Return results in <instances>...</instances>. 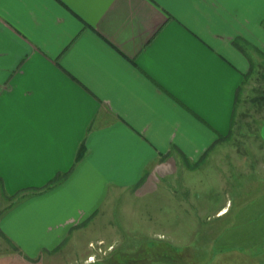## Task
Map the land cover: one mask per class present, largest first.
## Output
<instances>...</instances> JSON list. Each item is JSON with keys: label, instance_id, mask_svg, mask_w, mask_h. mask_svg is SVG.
I'll return each mask as SVG.
<instances>
[{"label": "crops", "instance_id": "crops-1", "mask_svg": "<svg viewBox=\"0 0 264 264\" xmlns=\"http://www.w3.org/2000/svg\"><path fill=\"white\" fill-rule=\"evenodd\" d=\"M263 58L264 0H0V264H71L92 227L110 229L109 242L97 240L112 248L115 225L91 219L120 194L161 190L164 213L169 191L187 207L177 194L191 195L196 167L181 165L227 142L242 84ZM241 170L226 173L215 218L264 207V176ZM147 220L142 244L169 246L185 264H264V236L233 239L257 250L198 259L193 231L180 235L191 221L157 230ZM91 256L79 252L78 264Z\"/></svg>", "mask_w": 264, "mask_h": 264}, {"label": "rangeland", "instance_id": "rangeland-1", "mask_svg": "<svg viewBox=\"0 0 264 264\" xmlns=\"http://www.w3.org/2000/svg\"><path fill=\"white\" fill-rule=\"evenodd\" d=\"M241 88L233 118V130L227 142L211 149L207 156L199 161L195 170L197 176L193 180L187 179L191 184V195L177 194L183 203L191 204L190 207L188 205L187 207H175L171 199L170 193L172 192L169 191L164 197L166 202L164 213L157 211L159 200L163 198V194H160L161 190L142 196L117 195L113 203L105 202L100 207L98 215L91 221L101 223L102 226L106 223L114 224V232L117 230L119 235L118 243H115L112 248L108 245L111 240V231L108 227L106 229L88 228L86 233L79 238L78 245L75 244L76 254L74 256L76 257L74 259L71 257V261L65 262L78 264L77 255L79 252H84L94 253L95 257L91 256L88 259L97 261L90 264H172L174 260L170 261V258L171 255H176L174 249L164 245L142 244L147 239V233L144 237L143 235L146 232L145 226L149 223L148 214L150 224L154 223L157 230L160 226L157 225L158 221L162 223L161 228L165 226L164 221L166 224L173 220L185 222L184 224L191 221L192 227H183L180 235L184 239L188 237L189 230L193 231L189 241L193 251H197L198 259L203 258L206 252L245 250L246 244L239 245L237 240H233L234 243L227 245L215 244V240L220 239V236L224 234L221 233L226 224L231 223L225 230L230 233L236 231L235 235L241 229L249 230L251 233L257 230L255 232L264 234V228L257 227L258 223L264 222V207L262 209L259 207H228L230 211L226 216L214 217L216 210L227 199V193L222 191L221 185L225 184L224 178L228 171H231L232 174V172L242 171V168L255 171L259 176H264V143L259 138V128L264 121V60L261 67L251 69ZM188 166L189 164L181 165L183 170H186ZM190 199L192 202L189 203ZM230 199L232 200L233 196ZM168 200L171 201V204L168 203ZM176 208L180 211L174 212L173 209ZM2 210L3 207H0V215L4 212ZM145 220L148 223L145 222L144 224ZM126 227L130 228L128 234L125 232ZM205 231H207L206 235H204ZM100 232L105 235L108 242L97 240ZM245 238L248 237L245 236ZM208 240L212 242L207 243ZM252 241L250 240V242ZM69 243L59 247L60 253H65L67 246L73 245ZM219 245L220 248L216 249V246ZM185 246L187 245L183 244L181 247ZM254 246L248 244L245 247L248 250H257L258 246ZM259 247H261L260 244ZM130 252L134 253L131 255Z\"/></svg>", "mask_w": 264, "mask_h": 264}, {"label": "trees", "instance_id": "trees-1", "mask_svg": "<svg viewBox=\"0 0 264 264\" xmlns=\"http://www.w3.org/2000/svg\"><path fill=\"white\" fill-rule=\"evenodd\" d=\"M233 122L234 121H232L231 120V130H230V132H229V135L228 136H230V134H231V132H232V130H233ZM80 151H81V149H79V152H78V154H77V156H76V159H75V163L80 159V156H81V154H80ZM198 165V163H194V164H192V165H189V166H191L192 168H194V167H196ZM67 176V173H59V174H57L51 181H50V185L51 184H54V183H56V182H59V181H61V180H63L65 177ZM34 190H37V189H34ZM30 194V191H25V190H22L21 192H19V193H17L15 196H14V198H16V200L17 201H20V200H23L24 198H26L28 195ZM10 208V207H9ZM8 209V208H7ZM243 230V231H242ZM238 231H240L239 229H238ZM255 231H257V230H255ZM253 232V233H251L249 230H245V229H241V231L240 232H237V234L235 235V232L234 231H231L232 233H230L229 231H226V233L225 234H223L222 236H220V239H217V240H215V244H221V245H227L228 243H234V241H232L233 239H234V237H236V236H238V235H246L247 237H252V236H264V234H262L260 231V234L259 233H257V232ZM230 245V244H229ZM245 246H248V244H246ZM244 246V248H245V250H248V248L247 247H245ZM224 247V246H223ZM220 248V245L219 246H216V249H219ZM166 257V256H165ZM175 259V260H174ZM175 261V264H185L184 263V261L183 260H181L179 257H177L176 255H171V258H170V261Z\"/></svg>", "mask_w": 264, "mask_h": 264}]
</instances>
